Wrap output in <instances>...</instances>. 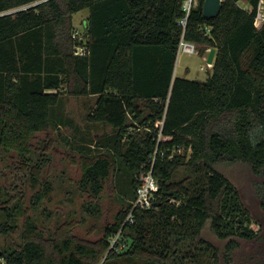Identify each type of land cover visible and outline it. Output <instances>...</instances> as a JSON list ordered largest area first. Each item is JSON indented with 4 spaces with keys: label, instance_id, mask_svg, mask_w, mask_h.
I'll return each instance as SVG.
<instances>
[{
    "label": "trees",
    "instance_id": "obj_1",
    "mask_svg": "<svg viewBox=\"0 0 264 264\" xmlns=\"http://www.w3.org/2000/svg\"><path fill=\"white\" fill-rule=\"evenodd\" d=\"M186 1L0 0V12L26 7L0 15V150L40 169L33 139L52 126L62 89L96 96L87 119L113 133L81 148L80 189L96 198L115 181L121 201L101 236L85 239L73 222L45 235L20 199L0 192V232L20 237L1 250L5 264H220L217 247L202 236L209 219L221 238L257 237L242 227L249 211L239 190L215 165L242 161L264 174L258 0H245L250 9L222 0L214 17L204 16L205 0H195L184 29ZM83 9L85 41L73 36V16ZM183 36L200 54L216 49L206 80L174 76ZM78 46L86 53L77 54ZM160 133L168 138L158 142ZM142 167H153L159 185L147 209L133 208ZM238 244L230 240L227 258Z\"/></svg>",
    "mask_w": 264,
    "mask_h": 264
},
{
    "label": "rangeland",
    "instance_id": "obj_2",
    "mask_svg": "<svg viewBox=\"0 0 264 264\" xmlns=\"http://www.w3.org/2000/svg\"><path fill=\"white\" fill-rule=\"evenodd\" d=\"M239 4L250 9L245 0ZM88 16V9L73 16L74 34L84 41L87 38ZM209 50L204 55L181 52L177 57L175 76L206 80L214 64L207 62ZM95 97L75 96L67 93L65 87L62 89L59 103L52 108V126L39 132L33 139L34 158L40 169L30 160H26L30 164L24 163L23 157L17 153L0 150V192L6 197L14 195L20 199L45 235L53 233L62 223L73 222L74 233L78 236L97 238L102 234L104 222L112 221L121 206L114 191L115 181L105 184L96 198H91L89 192L80 189L82 170L76 161L81 148L94 147L98 140L113 133L109 125L88 121L87 107L94 103ZM215 167L237 187L249 211L242 227L258 235L252 239L234 236L221 238L209 219L202 229V236L217 247L220 264H264V174L257 175L249 163L242 161L219 163ZM5 220L6 217L0 216V225ZM232 239L239 244L229 252L227 258V245ZM17 241H20L18 235L0 232L1 250ZM5 263V258L0 255V264Z\"/></svg>",
    "mask_w": 264,
    "mask_h": 264
},
{
    "label": "built area",
    "instance_id": "obj_3",
    "mask_svg": "<svg viewBox=\"0 0 264 264\" xmlns=\"http://www.w3.org/2000/svg\"><path fill=\"white\" fill-rule=\"evenodd\" d=\"M195 0H187L184 4V10L186 11V14L183 19L179 21V24L186 28L187 25V20L190 15L191 7L193 6ZM22 8L26 7H18L10 10H6L3 12H0V15L8 14V13H13L15 11H18ZM254 24L257 28H261L264 25V0H258V3L256 5V13H255V18H254ZM74 37L75 34L73 35ZM188 53V54H193V53H198V46L196 43L188 41L184 38V36L181 38L180 43H179V48H178V55L181 53ZM76 53L77 54H85L86 49L82 46H78L76 48ZM163 121L159 122L160 124ZM168 137H163L162 134L160 133L158 137V142H160L162 139H167ZM158 151V146L156 149V152ZM156 152L154 155V159L156 157ZM178 152L181 153L182 149H178ZM162 155H165V152H162ZM173 154L170 155L172 157ZM138 180L139 184L136 189V196L133 201V208L135 207H141L144 209L150 208L155 200H156V192L158 191L159 185L158 181L156 180L155 176L153 175V167L145 170L144 167H142L139 171L138 174ZM133 210L130 212L128 215L126 221H131L133 219ZM117 237H114L113 242L117 240ZM121 247H124V244L121 245Z\"/></svg>",
    "mask_w": 264,
    "mask_h": 264
},
{
    "label": "water",
    "instance_id": "obj_4",
    "mask_svg": "<svg viewBox=\"0 0 264 264\" xmlns=\"http://www.w3.org/2000/svg\"><path fill=\"white\" fill-rule=\"evenodd\" d=\"M221 3H222V0H205L204 4H203L204 16H206V17L216 16L220 11ZM215 54H216V49L210 48L209 53H208V57H207V62L209 64H213ZM174 76H175V72H174ZM1 253H2V251L0 249V255H1Z\"/></svg>",
    "mask_w": 264,
    "mask_h": 264
}]
</instances>
